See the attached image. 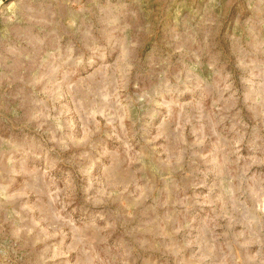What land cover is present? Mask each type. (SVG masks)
I'll list each match as a JSON object with an SVG mask.
<instances>
[{
  "label": "rangeland",
  "instance_id": "374dc122",
  "mask_svg": "<svg viewBox=\"0 0 264 264\" xmlns=\"http://www.w3.org/2000/svg\"><path fill=\"white\" fill-rule=\"evenodd\" d=\"M0 264H264V0H0Z\"/></svg>",
  "mask_w": 264,
  "mask_h": 264
}]
</instances>
